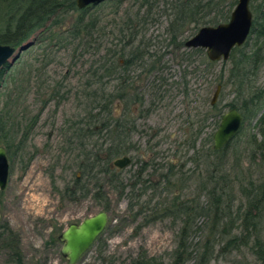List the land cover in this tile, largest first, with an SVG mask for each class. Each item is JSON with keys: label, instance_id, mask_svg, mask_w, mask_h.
<instances>
[{"label": "rangeland", "instance_id": "374dc122", "mask_svg": "<svg viewBox=\"0 0 264 264\" xmlns=\"http://www.w3.org/2000/svg\"><path fill=\"white\" fill-rule=\"evenodd\" d=\"M132 8V2L125 0L116 14L115 8L104 1L91 8L87 15L101 19L107 31L117 34V27L111 28V23L121 19L118 17L123 14L124 9L137 11ZM78 14L70 12L61 17V25L54 28L49 25V31L34 35L31 38V41H35L34 44L21 53L19 59L11 68H6L0 78V110L6 103V89L11 88V78L18 79L17 91L22 96L19 105L13 110V116L17 119L16 126L20 123L21 129L30 127L35 116L40 115L39 121L31 129L27 140L25 139L24 155L21 158L14 157L13 160L8 155L10 177L7 188L0 190V227L6 226L19 236L21 256L11 259L7 251L0 250V264H67V260L61 255L62 244L59 241L56 243L60 234L70 224H79L103 211L91 196L72 202L62 195L65 186L73 181L77 173V151L74 150L76 146L68 144L69 135H65V132L76 116L81 114L76 91L86 83V71L95 58L86 53L80 59L81 50L74 53L73 47L58 42L59 33L72 29ZM153 18L154 21L146 27L148 30L144 37L151 42L152 52L161 57V64L166 67L162 74L166 83L161 84L162 92L156 97V90L151 86L155 77L147 78L141 74L139 68L132 72V78L137 81L138 87L144 85V88H139V93L146 97L144 106L129 107V110L137 111L133 117L137 119L138 132L133 135L132 148L128 154L132 163L123 171L120 179L126 186L131 182L135 183V175L144 161H147L152 165L144 179L159 183V174L167 173L170 166L174 165L173 180L168 184V191L163 189L165 185L160 187L161 196L154 198L152 192L148 191L139 201L135 198L131 200L129 189L120 196L109 187L107 229L78 264H131L135 259L149 258L155 259V263H171L177 247L176 234L180 224H175L172 219L155 220L151 210H160L173 199L183 201L189 198L190 201L199 200L202 204L208 202L207 196L200 190L207 175V156L213 149V136L220 125L221 117L229 111L227 105L236 99L235 87L223 88L217 108L212 111L208 126L199 136L198 128L206 118L205 102L212 101L220 80H228L232 65L230 62H217L206 72L205 67L200 65V58L194 56V64L189 69L193 74L187 76L190 93L187 99L183 95L184 87L180 85L187 63L180 64L181 54L174 52L169 45V21L161 17L160 12H156ZM191 28L185 29L180 39L187 41L192 38L196 33ZM106 46L109 44L105 43L104 47ZM62 81L64 85L61 86V94L65 96V100L58 107V100L55 98L49 101L47 107H43V102L50 98L48 88L53 89L62 84ZM255 82L258 87L264 86V66ZM116 85V82H111L109 87L112 89L111 86ZM69 91L71 92L68 94ZM122 104L115 105L117 115L125 108ZM219 113L221 117H214ZM254 124L252 122L249 126H243V134L234 139L236 147H233L232 142L228 151L224 170L229 176L226 191L231 198L237 199L235 206L240 201L235 177L257 180L264 174L259 167H250L251 152L246 141L248 134L255 132ZM94 143L95 141L91 142L90 146ZM193 144L195 148H191ZM135 146L138 147L136 150L133 148ZM31 158L30 166L24 170V165ZM235 160L236 167L233 166ZM156 165H160L156 168L158 172H153L152 167ZM233 168H236L235 171ZM137 194L140 193L137 191ZM130 203L133 205L130 206ZM205 224L203 218L198 220L199 228H204ZM2 231L0 228V233ZM205 233V230L199 231L192 241L203 242ZM243 253L251 263L257 264L247 249ZM234 258L239 259V256H216L211 264H233Z\"/></svg>", "mask_w": 264, "mask_h": 264}, {"label": "trees", "instance_id": "16d2710c", "mask_svg": "<svg viewBox=\"0 0 264 264\" xmlns=\"http://www.w3.org/2000/svg\"><path fill=\"white\" fill-rule=\"evenodd\" d=\"M124 1L106 0L105 2L111 4L118 14ZM128 1L132 2V9L137 11L124 9L123 14L118 17L121 19L118 22L113 20L111 23V28L117 27V34H114L113 31H107L101 19L90 18L87 15L93 7L79 10L76 0H0V43L15 48L30 41L37 33L42 35L49 31L50 28L47 29L49 25L53 28L61 25L62 16L70 12L79 13L72 29L59 33L58 42L73 47L74 53L81 50L80 59L86 53L95 58L86 71L84 78L86 83L76 91L81 114L76 116L65 132V135H69L68 144L76 146L74 150L77 151L75 159L77 176L75 175L73 181L65 186L62 195L72 202H79L92 194L93 199L106 212L110 209V193L107 189L110 187L120 196L126 191V186L120 179V172L113 167V162L129 154L133 135L138 131L134 122L136 118L133 117L137 111L129 110V107L132 105L138 108L145 104L146 96L139 93V88H144V85L138 87L137 81L132 78V72L139 68L141 74L147 78L155 77L151 86L156 90V97L162 92L161 84L166 83V79L162 76L166 67L161 64V57L152 52L151 42L145 40L144 34L148 30L146 27L154 21L156 12H160V16L169 21V45L174 52L181 54L180 64L187 63L182 77L183 82L180 85L184 87L183 95L188 99L190 93L187 76L193 74V71H189L194 64L193 57L200 58V65L205 67L206 72H209L217 62H211L205 51L201 49H186V41L180 39L181 36L185 29L191 27V30L197 33L202 27L227 23L235 6L232 0ZM250 10L253 15L250 35L242 47L232 51L229 60L232 66L228 80L219 82L222 91L223 88L235 87L236 99L227 107L229 110H237L243 117V123L240 131L229 144L221 151L211 149L210 155L207 156L209 162L207 175L200 190L202 194L205 193L208 202L202 204L199 200L190 201L189 198L183 201L173 199L160 210L152 209L155 220L172 219L175 224H180L176 234L177 247L173 262L155 263V259L149 258L135 259L131 264H211L216 256L233 255L239 256V259H233V264H253L246 258L244 249L252 254L257 264H264V174L257 180L235 177L240 197L239 203L235 206L237 199L227 195L226 186L229 176L224 172L232 142L233 147H236L234 139L240 138L243 134V126H249L252 122H255V132L249 133L246 141L251 152L250 167L257 166L264 171V86L258 87L255 82L264 66V0H251ZM251 37L253 40L249 45ZM105 43L109 46L104 47ZM92 51L94 52L91 53ZM5 70L6 68L0 72V78ZM11 79L9 83L11 88L6 89V103L0 110V147H5L13 160L14 157L21 158V155H24L25 139L27 140L31 129L39 121L40 115L35 116L30 127L21 129L20 123L17 124L19 127L15 125L17 119L13 116V110L19 105L22 93L17 91L18 79L15 77ZM111 82L117 84L111 86L112 89L109 87ZM62 85L64 81L53 89L48 88L47 93L50 94V98L43 102V107H47L55 98L58 100L57 106H60L65 100V96L61 94ZM116 103H123L125 107L120 115L116 114ZM205 103L206 118L201 121L198 136L208 126L209 117L217 108V106L212 107L211 102ZM221 116L220 113L214 115V117ZM70 122L69 120L68 123ZM100 140H103L101 144ZM93 141L95 143L91 147ZM191 148H195V144ZM31 162L32 158L24 165V170ZM151 165L144 161L142 172L135 175L136 179L139 180L138 177H141L144 170ZM233 166H237L236 160ZM173 167L174 165L170 166L167 173L159 174V183L150 179L133 183L131 200L135 198L139 201L148 191L152 192L154 198L157 195L161 196L162 185H165L163 189L168 191V184L174 176L171 174ZM137 191L140 194H137ZM132 205L133 203H130V206ZM145 207L149 208L148 205ZM139 211L142 212V209ZM200 218L206 222L204 228H199ZM202 230L206 232L205 240L194 243L192 238ZM58 241L56 240V243ZM19 248V236L5 227L0 233V250L7 251L12 259L20 258Z\"/></svg>", "mask_w": 264, "mask_h": 264}, {"label": "water", "instance_id": "95a60500", "mask_svg": "<svg viewBox=\"0 0 264 264\" xmlns=\"http://www.w3.org/2000/svg\"><path fill=\"white\" fill-rule=\"evenodd\" d=\"M106 0H76L79 10L94 7ZM235 6L230 20L218 26L202 27L192 38L185 42L188 50L201 49L205 51L211 62H229L232 51L242 47L253 25V15L250 10L251 0H232ZM35 41H28L19 48L0 43V72L4 68H11L19 59L21 53L29 49ZM222 93V85H218L214 92L211 106L217 105ZM243 123L242 115L235 109L229 110L221 117L220 125L213 136L214 150L221 151L240 131ZM130 157L114 161V166L124 169L131 165ZM10 163L5 147H0V190L4 191L9 183ZM1 219V215H0ZM109 223V215L101 211L96 215L84 219L81 223L70 224L59 236L62 244L61 255L67 264H78L102 237Z\"/></svg>", "mask_w": 264, "mask_h": 264}, {"label": "flooded vegetation", "instance_id": "af4514ba", "mask_svg": "<svg viewBox=\"0 0 264 264\" xmlns=\"http://www.w3.org/2000/svg\"><path fill=\"white\" fill-rule=\"evenodd\" d=\"M135 126L137 127L138 126V123H137V119H135ZM138 132V131H137ZM134 148V150H136L138 147L137 146H135V147H133ZM124 157H129L128 155H126V156H123V157H121V158H124ZM9 158V157H8ZM131 158V157H130ZM120 159V158H119ZM132 163V162H131ZM160 165H156V166H154V167H152V169H153V172H155V170H157L156 168L157 167H159ZM113 167L116 169V171L117 172H120V175H121V177H122V175H123V171L126 169V168H124V169H118V168H116L115 166H114V162H113ZM150 167V166H149ZM148 167V168H149ZM145 169L144 170V172H143V174L141 175V177H138L139 178V180H140V182L139 183H141V182H143V181H146V178L144 179V176L146 175V173H147V171L149 170V169ZM142 169H140V170H138V172L137 173H140V172H142L141 171ZM173 173H175L174 171H173V169H172V171H171V174H173ZM80 176V175H79ZM138 179H136V181H135V183L137 182V181H139ZM122 182H124V181H122ZM125 183V182H124ZM126 184V183H125ZM124 184V186H126ZM133 186V182H131L130 184H127V186H126V190L127 189H129L130 190V192H131V187ZM141 186V185H140ZM140 186H138V188L140 187ZM138 188L136 189V190H138ZM91 196V198L93 199V196H92V194H90L89 195V197ZM106 212V211H105ZM108 213V212H107ZM1 215V214H0ZM109 215V214H108ZM1 220H2V216H1V219H0V223H1ZM5 227L6 226H1L0 228L1 229H5Z\"/></svg>", "mask_w": 264, "mask_h": 264}]
</instances>
